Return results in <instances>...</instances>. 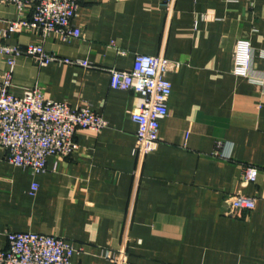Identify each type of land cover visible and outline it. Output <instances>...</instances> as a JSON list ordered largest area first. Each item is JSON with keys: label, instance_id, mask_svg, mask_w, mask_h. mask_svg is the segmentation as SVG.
Wrapping results in <instances>:
<instances>
[{"label": "crops", "instance_id": "obj_1", "mask_svg": "<svg viewBox=\"0 0 264 264\" xmlns=\"http://www.w3.org/2000/svg\"><path fill=\"white\" fill-rule=\"evenodd\" d=\"M166 1L80 0L81 37L66 41L9 33L31 14L0 5V48L20 52H0V83L9 73L15 94L38 87L106 121L101 132L78 130V152L50 157L36 178L0 146V250L9 232L37 233L81 246L75 264H114L108 257L121 248L129 264H264V0H176L171 16ZM239 40L253 48L249 78L233 74ZM37 45L92 67H40L26 54ZM137 55L179 64L159 148L139 175L130 113L142 99L113 90L109 72L131 71ZM247 167L263 172L256 184L244 183ZM239 192L256 207L232 218L225 200Z\"/></svg>", "mask_w": 264, "mask_h": 264}, {"label": "built area", "instance_id": "obj_2", "mask_svg": "<svg viewBox=\"0 0 264 264\" xmlns=\"http://www.w3.org/2000/svg\"><path fill=\"white\" fill-rule=\"evenodd\" d=\"M176 0H167V12L174 13ZM0 5L15 6L19 12L30 11L29 19L10 23L9 33L31 31L48 40L52 34L65 41L80 38L81 32L74 25L80 0H0ZM0 52L19 56L18 49L3 47ZM27 56L40 67L50 64H66L91 68L88 60L62 58L48 54L42 45L29 46ZM253 48L247 40H239L234 52L233 74L249 78L252 71ZM179 64L163 57L137 55L131 71L110 70V86L113 90L132 91L142 99L139 108L130 113L137 125L135 155L138 158V175L145 159L159 148L161 123L169 116L168 103L172 85L168 79ZM105 119L89 105L72 108L64 102L47 99L38 87L12 91V75L6 74L0 83V146L6 150L9 164L31 171L33 177L47 172L50 157L67 160L76 154L79 145L75 141L78 130L101 132ZM262 171L255 167L245 168L244 183L256 184ZM33 183L31 195L39 191ZM256 200L242 192L225 200L226 215L241 218L253 211ZM8 249L0 250V264H75L74 259L83 248L56 236L37 233H8ZM114 264H129L125 248L111 252L108 257Z\"/></svg>", "mask_w": 264, "mask_h": 264}]
</instances>
